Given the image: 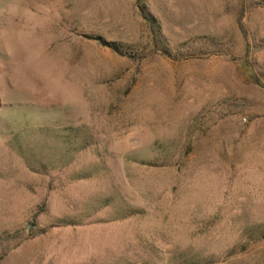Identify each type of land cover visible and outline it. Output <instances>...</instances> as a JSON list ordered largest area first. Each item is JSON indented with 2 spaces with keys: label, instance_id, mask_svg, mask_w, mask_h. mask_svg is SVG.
<instances>
[{
  "label": "rangeland",
  "instance_id": "1",
  "mask_svg": "<svg viewBox=\"0 0 264 264\" xmlns=\"http://www.w3.org/2000/svg\"><path fill=\"white\" fill-rule=\"evenodd\" d=\"M0 264H264V0H0Z\"/></svg>",
  "mask_w": 264,
  "mask_h": 264
},
{
  "label": "trees",
  "instance_id": "2",
  "mask_svg": "<svg viewBox=\"0 0 264 264\" xmlns=\"http://www.w3.org/2000/svg\"><path fill=\"white\" fill-rule=\"evenodd\" d=\"M141 10H142V9H141ZM141 13H142V11H141ZM142 16H143V18L146 19L147 21L149 20V17H147L145 14L142 13ZM153 34H155V33H153ZM109 47L112 48V50H114V51L117 52V47H115L114 45H111V44H110Z\"/></svg>",
  "mask_w": 264,
  "mask_h": 264
}]
</instances>
